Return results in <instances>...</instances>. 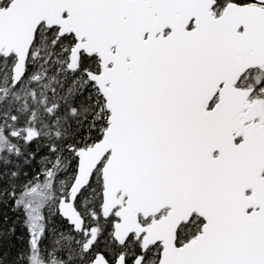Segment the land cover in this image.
<instances>
[{
	"label": "snow or ice",
	"instance_id": "obj_1",
	"mask_svg": "<svg viewBox=\"0 0 264 264\" xmlns=\"http://www.w3.org/2000/svg\"><path fill=\"white\" fill-rule=\"evenodd\" d=\"M0 264H264V0H0Z\"/></svg>",
	"mask_w": 264,
	"mask_h": 264
}]
</instances>
